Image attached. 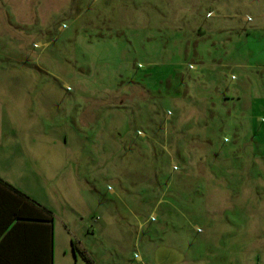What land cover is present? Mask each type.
<instances>
[{
    "label": "rangeland",
    "instance_id": "1",
    "mask_svg": "<svg viewBox=\"0 0 264 264\" xmlns=\"http://www.w3.org/2000/svg\"><path fill=\"white\" fill-rule=\"evenodd\" d=\"M263 4L0 0V175L56 264H264Z\"/></svg>",
    "mask_w": 264,
    "mask_h": 264
},
{
    "label": "trees",
    "instance_id": "2",
    "mask_svg": "<svg viewBox=\"0 0 264 264\" xmlns=\"http://www.w3.org/2000/svg\"><path fill=\"white\" fill-rule=\"evenodd\" d=\"M34 234L42 238L41 241L37 240V244L43 245L45 264H50V254L52 264H55L54 213L0 177V264H14L8 256L17 254L19 258L22 250L33 244ZM72 246L75 253L80 251L73 241ZM80 252L89 262L83 251ZM27 260L28 258L25 261Z\"/></svg>",
    "mask_w": 264,
    "mask_h": 264
},
{
    "label": "crops",
    "instance_id": "3",
    "mask_svg": "<svg viewBox=\"0 0 264 264\" xmlns=\"http://www.w3.org/2000/svg\"><path fill=\"white\" fill-rule=\"evenodd\" d=\"M257 11H258L259 15L261 14L260 15L261 18L264 17V4L259 9H257ZM250 18H251V16H246L244 18V20L245 21H250ZM234 65L236 67L243 66L242 63H234ZM234 78H235V76H234ZM255 98H256V100H260L261 99V96L260 95H257ZM254 103H255L254 101H250L249 99H247L246 106L248 108H250V110L252 111L253 110L252 106L254 105ZM250 105H252V106L249 107ZM10 110H11L10 108H7L6 109V111H8V112ZM5 112H2V114H4ZM252 120L254 121V124L252 125V129H256L258 127V125L261 126L262 124H264V116H261L260 115V116H258V118L253 117ZM9 122H13V121H9ZM22 155H25V153H23ZM0 177L2 178L1 175H0ZM7 182H9V181H7ZM16 188H18V187H16ZM18 189L21 190L20 188H18ZM21 191L24 192L23 190H21ZM25 193H27V192H25ZM37 240L41 241L42 238H41V236H35V234H34L33 244L31 246H29L27 249H25L24 251L22 250V254L19 256V258H17V254L16 255H12V254L9 255L8 257L10 258V260L12 261V263L15 264V262H16L17 264H26V263H28V264H42V259H44V264H45L46 256H45V252H44V255L42 253L43 245L41 243L37 244ZM72 249H73V246H72ZM50 252H51V248H50ZM73 252H74V250H73ZM17 253H18V251H17ZM26 258H28L27 261H25ZM54 261H55V264H56V262H57L56 232H55V255H54ZM49 262H50V264H52V254H50V261ZM108 263H110V261Z\"/></svg>",
    "mask_w": 264,
    "mask_h": 264
}]
</instances>
